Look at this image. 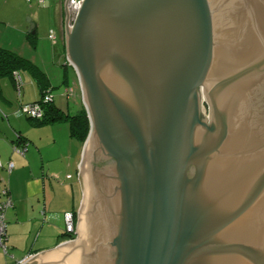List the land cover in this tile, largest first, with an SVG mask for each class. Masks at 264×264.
I'll list each match as a JSON object with an SVG mask.
<instances>
[{"label":"water","instance_id":"95a60500","mask_svg":"<svg viewBox=\"0 0 264 264\" xmlns=\"http://www.w3.org/2000/svg\"><path fill=\"white\" fill-rule=\"evenodd\" d=\"M69 2L84 202L26 264H264V0Z\"/></svg>","mask_w":264,"mask_h":264},{"label":"crops","instance_id":"0c3cea01","mask_svg":"<svg viewBox=\"0 0 264 264\" xmlns=\"http://www.w3.org/2000/svg\"><path fill=\"white\" fill-rule=\"evenodd\" d=\"M65 1L57 2L60 9L56 31L44 28L43 15L36 7L40 5L37 0H31L30 3L27 0H0V49L18 54L40 66L52 84L55 104L63 111L75 115L83 109V104L72 114L71 98L65 94L68 88L65 84L66 76L69 86L75 89V80L71 84L69 75L71 68L66 70L65 65L60 63L61 60L56 63L59 56L66 55ZM28 16H31L30 22L34 24L32 32L31 23L26 21ZM51 30L57 33L56 41L49 38ZM30 35L36 36L33 42ZM40 39L45 43L49 40L51 44L49 43L48 48L44 49L45 45L40 48ZM42 51L45 53L43 56ZM57 68L61 69L58 76L61 77L60 85L64 86L61 94L55 92L60 85L52 82L53 75L58 72ZM18 71L29 76L24 92L22 90L21 96L19 95L22 100L20 106L37 102L41 98V92L36 80L30 72ZM54 76L58 78L57 75ZM5 79L16 88L14 79H0V113L9 122V125L0 123V159L4 165L13 161L15 168L11 173L6 168H0V199L2 200L1 190L7 185L14 206L7 212L9 254L4 257V252L0 249V264H18L28 256L37 257L55 250L67 241L66 214L78 213L84 202L81 167L85 143L72 136L67 122L32 127L45 130L44 133L18 127L16 122L20 112L13 107L14 96H11ZM31 89L38 90L36 98L28 97ZM19 135L23 139L17 142ZM17 145L26 148L24 154L16 151Z\"/></svg>","mask_w":264,"mask_h":264},{"label":"trees","instance_id":"16d2710c","mask_svg":"<svg viewBox=\"0 0 264 264\" xmlns=\"http://www.w3.org/2000/svg\"><path fill=\"white\" fill-rule=\"evenodd\" d=\"M30 3V2H29ZM35 35H30V39L33 42L35 39ZM69 65H65V69H69ZM18 70H25L30 72L33 78L36 80L40 92L41 98L37 101L40 103H44V97L48 91L52 90V84L47 76V74L42 70L40 66L33 63L32 61L19 56L18 54L8 52L6 50L0 49V79L3 77H8L9 79L13 78V73ZM65 84L70 87L68 83V76H66ZM53 92V90H52ZM35 103V102H33ZM44 117L42 119L34 120L29 118L34 122L37 126H44L48 124L54 123H62L67 122L71 127L72 136L85 143L88 135L90 133L91 125L90 120L87 114L85 107L78 114L71 115L70 113L63 111L59 108L55 101L44 103ZM23 137L20 135V139L17 142H20ZM1 200V199H0ZM77 222V212H73ZM76 236H69L67 239H75Z\"/></svg>","mask_w":264,"mask_h":264},{"label":"rangeland","instance_id":"374dc122","mask_svg":"<svg viewBox=\"0 0 264 264\" xmlns=\"http://www.w3.org/2000/svg\"><path fill=\"white\" fill-rule=\"evenodd\" d=\"M58 0H47L46 3L44 5H37V9L41 11L42 15H43V26L44 28H46L47 30H49L50 28L52 29H55L57 31L58 29V23H59V9H60V6L59 4H57ZM58 15V16H57ZM30 19H31V16H28L26 18V21L31 23L30 22ZM75 19V17L71 16V22H73ZM57 24V26H56ZM49 43L51 44V42L48 40V43H45L43 42L41 39H40V48H43V45H45L44 49L45 48H48V45ZM66 51V50H65ZM45 55L44 51H42V56ZM61 60V62L59 61ZM60 62L61 64H64V65H69L71 68L70 69V72H69V75H70V80H71V84H73V80H75V84H73V86L75 87V95L76 97H72L70 102H71V108H72V114H75L76 113V110L79 109V107H81V104H83V107L84 106V102H83V96H82V90H81V86H80V81H79V78H78V75H77V72L76 70L74 69V67L72 65H70L68 63V59H67V54L66 55H62V56H59L57 59H56V63L57 62ZM58 69V68H57ZM58 72L55 73L54 75H57L58 76V73L61 72V69L59 68L57 70ZM53 75L52 77V82L54 83V85H60V82H61V77L58 76V78H56L55 76ZM77 76V81L76 82V76ZM22 76H23V80H24V85H23V92H24V87H25V82H26V79H28V74H26L25 72H22ZM7 85L9 86L10 88V91H11V96H14V100H13V107L18 111L20 112V116H19V119L17 120L16 122V125L18 127H21L23 130H26V128H30L33 132H41L43 131L42 133H44L45 130H39V128H32L33 126H35L34 122L32 120L29 119V117L27 115H25L22 110H21V106H20V102H22L20 96H19V92L17 90V88H13L12 85H10V82L8 79H5L4 80ZM3 82V83H5ZM37 87V86H36ZM37 89V88H35ZM203 90V89H201ZM77 91H80V94H77ZM56 94L59 93H63L64 92V86L63 85H60L58 87V89H56ZM38 96V90H32L29 91L28 93V97H33V98H36ZM202 107L204 108L205 110V113H206V116H207V120L208 122L210 121L211 119V110H210V104L209 102L206 100L205 98V92L202 91ZM75 108V109H74ZM4 110L5 107H4ZM81 112V111H80ZM7 114V113H6ZM78 114V113H77ZM0 123H3L4 125H9V122H8V119L7 118H3L2 114L0 113ZM36 127H38L36 125ZM43 135V134H42ZM82 177V176H81ZM83 183H85V179H83ZM85 187V185H84ZM78 217H77V226H78ZM75 239H77V236H78V232L77 234L75 235ZM77 241V240H76ZM74 242V240H73ZM4 252V251H3ZM4 253V257H6ZM36 258V256H28L26 257L25 259L21 260L18 264H26L28 263L29 261H31L32 259ZM24 262V263H23Z\"/></svg>","mask_w":264,"mask_h":264},{"label":"built area","instance_id":"2783aa9c","mask_svg":"<svg viewBox=\"0 0 264 264\" xmlns=\"http://www.w3.org/2000/svg\"><path fill=\"white\" fill-rule=\"evenodd\" d=\"M28 2H31V0H27ZM40 5H44L47 0H37ZM84 0H70L69 2V10L73 17L76 18L79 11L82 8ZM49 38L52 41L57 40V33L55 30H51L49 34ZM13 78L15 81L16 88L19 92V95L21 96L24 80L22 77V74L19 71H15L13 73ZM66 96L69 98H72L75 96V89L73 87H68L66 89ZM54 101V94L52 90L48 91L47 94L44 97V103H49ZM44 103L35 102V103H29V104H23L21 107L22 112L27 115L29 118H32L34 120L42 119L44 117ZM20 139V135L17 137V140ZM16 151L20 154H24L26 148H21L20 146L15 147ZM0 168H6L9 173H11L14 168L15 164L13 161H10L7 163V165H4L2 160L0 159ZM71 177V176H69ZM1 196L2 200H0V249L4 251L5 254H9V245H8V222H7V212L14 206V202L10 196V190L7 185L4 186V188L1 190ZM66 233L67 238L69 236H75L77 234V222L76 218L73 212H69L66 214ZM75 239H67L66 242H72ZM24 263V262H23Z\"/></svg>","mask_w":264,"mask_h":264}]
</instances>
